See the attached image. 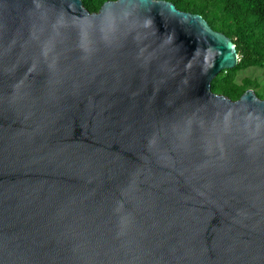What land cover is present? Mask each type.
<instances>
[{
	"label": "water",
	"instance_id": "water-1",
	"mask_svg": "<svg viewBox=\"0 0 264 264\" xmlns=\"http://www.w3.org/2000/svg\"><path fill=\"white\" fill-rule=\"evenodd\" d=\"M167 0H0V264H264V99Z\"/></svg>",
	"mask_w": 264,
	"mask_h": 264
},
{
	"label": "trees",
	"instance_id": "trees-1",
	"mask_svg": "<svg viewBox=\"0 0 264 264\" xmlns=\"http://www.w3.org/2000/svg\"><path fill=\"white\" fill-rule=\"evenodd\" d=\"M109 0H82L90 12ZM180 9L201 15L214 30L230 37L235 44L238 62L221 70L211 81V90L238 99L247 89L256 92L259 84L249 77L236 80V74L248 67L264 70V0H167Z\"/></svg>",
	"mask_w": 264,
	"mask_h": 264
},
{
	"label": "rangeland",
	"instance_id": "rangeland-1",
	"mask_svg": "<svg viewBox=\"0 0 264 264\" xmlns=\"http://www.w3.org/2000/svg\"><path fill=\"white\" fill-rule=\"evenodd\" d=\"M243 77H249L259 84L256 92L264 99V70L258 67H248L236 74L237 81H240Z\"/></svg>",
	"mask_w": 264,
	"mask_h": 264
}]
</instances>
